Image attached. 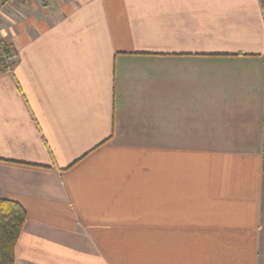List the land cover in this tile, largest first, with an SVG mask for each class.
<instances>
[{"label":"crops","instance_id":"obj_1","mask_svg":"<svg viewBox=\"0 0 264 264\" xmlns=\"http://www.w3.org/2000/svg\"><path fill=\"white\" fill-rule=\"evenodd\" d=\"M0 40L14 264H264V0H0Z\"/></svg>","mask_w":264,"mask_h":264},{"label":"trees","instance_id":"obj_2","mask_svg":"<svg viewBox=\"0 0 264 264\" xmlns=\"http://www.w3.org/2000/svg\"><path fill=\"white\" fill-rule=\"evenodd\" d=\"M0 49V72H4L12 65L4 59L10 56V51L2 40ZM25 215V210L19 203L0 197V264H14V247Z\"/></svg>","mask_w":264,"mask_h":264},{"label":"built area","instance_id":"obj_3","mask_svg":"<svg viewBox=\"0 0 264 264\" xmlns=\"http://www.w3.org/2000/svg\"><path fill=\"white\" fill-rule=\"evenodd\" d=\"M6 3H14L16 0H4Z\"/></svg>","mask_w":264,"mask_h":264},{"label":"rangeland","instance_id":"obj_4","mask_svg":"<svg viewBox=\"0 0 264 264\" xmlns=\"http://www.w3.org/2000/svg\"><path fill=\"white\" fill-rule=\"evenodd\" d=\"M0 54H1V49H0ZM4 59H5V61H7V63H9L10 60L8 59V57H4Z\"/></svg>","mask_w":264,"mask_h":264}]
</instances>
